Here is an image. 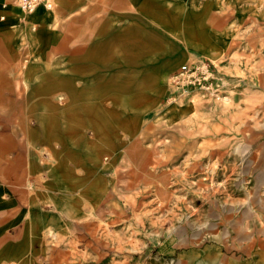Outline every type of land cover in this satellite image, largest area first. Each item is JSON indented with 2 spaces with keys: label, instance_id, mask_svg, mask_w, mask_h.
Here are the masks:
<instances>
[{
  "label": "rangeland",
  "instance_id": "374dc122",
  "mask_svg": "<svg viewBox=\"0 0 264 264\" xmlns=\"http://www.w3.org/2000/svg\"><path fill=\"white\" fill-rule=\"evenodd\" d=\"M51 2L0 0V96L23 102L0 113L25 146L0 155L9 264H167L175 245L232 239L263 251L264 0ZM195 61L207 69L176 84Z\"/></svg>",
  "mask_w": 264,
  "mask_h": 264
},
{
  "label": "crops",
  "instance_id": "0c3cea01",
  "mask_svg": "<svg viewBox=\"0 0 264 264\" xmlns=\"http://www.w3.org/2000/svg\"><path fill=\"white\" fill-rule=\"evenodd\" d=\"M40 13V12H38ZM3 16V15H0ZM36 23V22H35ZM38 23V22H37ZM39 24V23H38ZM37 24V25H38ZM36 25V26H37ZM192 33V32H191ZM95 34L94 31H90L87 35ZM42 35V34H41ZM8 40H10L9 35H0V54L6 49L8 45ZM1 78V75H0ZM7 94L5 96L1 95V102L5 103L9 112L13 111L18 113L19 115L23 111V102L20 98L16 96V94L12 91L11 88L7 87ZM15 94V95H14ZM54 99L55 96L50 95V99H41L44 101L49 111L41 112L35 111V115L38 117L44 116L48 117L52 115V111L54 110ZM33 105L28 104L26 106V110L31 112L33 109ZM35 108V107H34ZM25 110V108H24ZM4 112L0 113V155L4 152H8L10 150H15L19 153L20 151L24 152L25 146L16 144L12 139V134L9 128V120L11 119V113ZM25 112V111H24ZM16 145H18L16 147ZM22 146V147H21ZM21 157L22 155H18V176L24 175V169L22 172L21 168ZM24 168V165H22ZM12 168L9 161L0 162V183H9L10 180V169ZM18 182H21V177H18ZM0 192V206H8L10 197L8 194H5V197ZM31 196L33 198H37L39 195L34 190L31 192ZM8 212L7 209H0V217ZM1 229V228H0ZM261 243V242H259ZM175 251L170 253L168 257L167 264H264V248L263 251H256V246L254 244H249L248 241H234V239L227 242H219V241H207L199 244L193 245H175ZM10 242L8 236L4 235V233L0 235V264H9L10 256ZM253 250V251H252ZM170 252V251H169ZM18 264H29L28 260L31 259L27 256H16ZM166 260V261H167Z\"/></svg>",
  "mask_w": 264,
  "mask_h": 264
},
{
  "label": "built area",
  "instance_id": "2783aa9c",
  "mask_svg": "<svg viewBox=\"0 0 264 264\" xmlns=\"http://www.w3.org/2000/svg\"><path fill=\"white\" fill-rule=\"evenodd\" d=\"M14 1L26 13L34 12L41 4L44 5V7L46 8H50L52 5L51 0H14ZM199 68L204 70L207 69L206 65L200 63L199 61H195L191 65L182 64L179 70L173 74L172 78H174V82L176 84L184 85L185 83L191 81L190 76L194 74Z\"/></svg>",
  "mask_w": 264,
  "mask_h": 264
},
{
  "label": "bare ground",
  "instance_id": "6f19581e",
  "mask_svg": "<svg viewBox=\"0 0 264 264\" xmlns=\"http://www.w3.org/2000/svg\"><path fill=\"white\" fill-rule=\"evenodd\" d=\"M155 171V170H154ZM144 186V185H143ZM132 193V192H131Z\"/></svg>",
  "mask_w": 264,
  "mask_h": 264
}]
</instances>
